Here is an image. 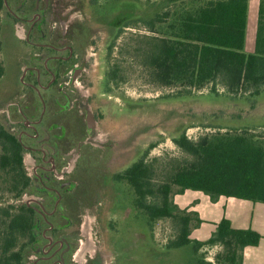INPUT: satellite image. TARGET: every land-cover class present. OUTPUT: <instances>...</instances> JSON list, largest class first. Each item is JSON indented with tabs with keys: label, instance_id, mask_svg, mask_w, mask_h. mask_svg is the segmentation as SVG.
Wrapping results in <instances>:
<instances>
[{
	"label": "rangeland",
	"instance_id": "obj_1",
	"mask_svg": "<svg viewBox=\"0 0 264 264\" xmlns=\"http://www.w3.org/2000/svg\"><path fill=\"white\" fill-rule=\"evenodd\" d=\"M41 1L40 7L45 3ZM48 2L51 32L63 40L61 47L69 45L78 55L71 64L74 68L78 63L81 68L74 82V97L79 98L81 108L85 105L99 119L90 140L87 134L84 136L87 144L81 149L85 155L81 159L78 153L71 157L78 160V173L72 178L78 186L72 198L63 202L64 216L54 219L65 227L57 234H64L72 244L73 256L82 240L80 263L70 259V264H84L87 253L85 264H192L197 258L214 261L224 253L220 245L204 247L197 255L191 245L168 249L169 242L179 234L178 225L172 219L148 225L143 211L133 206L135 192L115 175L130 168L155 144L146 162L153 165L154 184L164 183L177 165L194 161L173 143L183 132L194 142L218 131L248 129L264 137V92L257 96L228 93L220 81L215 85L216 93H212V85L199 92L154 83L147 53L151 39L158 35L149 25L157 16L174 11L169 10L173 4L167 0ZM2 15L5 20V13ZM172 19L171 15L156 29L168 26ZM19 21L13 23V38L7 26H3L1 36L0 61L6 70L0 79V117L10 119L11 131L20 135L26 118L19 110L31 100L32 93L23 82L28 81L27 66L21 68L22 62L16 61V53L28 41L16 36L15 25L23 23ZM111 70H116L117 78L107 85ZM71 78L68 74L61 81ZM30 145L37 148L41 142L30 140ZM68 151L66 148L63 152ZM26 197L30 195L25 194L21 201ZM7 203L14 201L1 191L0 206ZM63 217L69 220L67 225ZM35 259L28 249L22 264H34Z\"/></svg>",
	"mask_w": 264,
	"mask_h": 264
},
{
	"label": "trees",
	"instance_id": "obj_2",
	"mask_svg": "<svg viewBox=\"0 0 264 264\" xmlns=\"http://www.w3.org/2000/svg\"><path fill=\"white\" fill-rule=\"evenodd\" d=\"M167 1L169 5L181 4L176 11H166L150 22V31L158 35L151 39L147 53L154 83L190 90L212 85L211 91L216 93L215 85L220 81L228 93L257 96L264 92V0L252 54L244 52L248 0H198L200 5L195 8L194 0ZM6 3L0 0V54ZM171 15L172 22L157 30V24H165ZM4 75L0 61V79ZM115 78L116 70L109 71L107 85ZM9 122L0 117V192L8 193L14 201L0 206V264H22L28 249L31 254L40 250L42 214L21 201L25 194L34 193L23 162L32 146L23 131L20 135L11 131ZM173 143L194 161L177 165L164 183L154 184L153 165L146 162L155 144L115 179L133 189V206L143 211L148 225L160 219H172L178 225L179 234L168 249L191 245L197 255L204 247L220 245L224 253L214 261L197 258L192 264H241L244 248L261 241L258 233L235 229L224 219L206 242L191 240L192 229L201 219L195 212L182 211L173 200L177 193L194 190L213 201L221 196L264 204V137L248 129L218 131L194 142L183 132Z\"/></svg>",
	"mask_w": 264,
	"mask_h": 264
},
{
	"label": "flooded vegetation",
	"instance_id": "obj_3",
	"mask_svg": "<svg viewBox=\"0 0 264 264\" xmlns=\"http://www.w3.org/2000/svg\"><path fill=\"white\" fill-rule=\"evenodd\" d=\"M47 3L49 4L48 0H46V3L44 4L46 5ZM14 18L18 22L23 19V17L19 15H16ZM42 18L43 14L39 12L34 14L32 18L30 17L26 19L25 22L22 20V24L27 25V42L31 41L33 34H35L34 32L37 31L35 28H38L39 25L42 26V29L45 32L44 38L48 40L47 44L49 45L51 41L53 42L54 33L50 30L51 26L48 27L47 25L45 27L46 22L42 23ZM55 50L57 54L51 58L53 63L51 67L49 66L47 69L39 71L36 76L26 71L28 81L22 80L27 89L30 90V93H37L39 99H41L40 101L43 106L38 119H35V105L30 104V101L28 100L25 102L27 105H24L23 103L22 109L19 110V113L26 118L23 125L24 130H22L24 135L28 136L31 141L41 142L40 147H32L31 150L27 151L35 157L37 154L40 155L39 158L35 159L37 165L35 175L31 178L28 176L31 180L34 192L29 195L34 197V199L29 204L22 201L23 203H26L27 206L35 207L37 211L42 214V223L40 224L42 227L41 246L38 252L33 253V256L36 258L34 264H70V259L73 263H80V257L78 255H80V250L83 247L81 240L79 242L81 244L79 250L73 256L72 244L67 240L64 234H61L60 236L57 234L59 230H63L65 227L57 224L55 220L62 217L60 215H63V202L72 198L73 193L78 186V182L73 181L72 179L73 175L78 173V166L75 164L78 163V160L75 159V163H72L73 159L71 157L78 153V158L81 159L82 155H85L82 153L81 146L87 144V142L82 140L76 147L70 149L68 152L62 153L64 151L63 144L65 134L67 132L66 126L61 122L60 124L53 125L54 127H51V129H48L45 118L49 116L58 117L64 110L61 108L52 111L53 108H50L48 104H58L60 103L61 98L68 100L67 109L84 117L83 130L85 134H87V140H90L89 137L96 130L99 121L94 113L87 110L85 105L81 108L79 98L74 97L76 94L74 90V82L77 80V74L81 71L78 63L74 64V66L77 65L75 69L71 67V64L78 59L75 50L69 45L55 47ZM71 71H73L71 80L67 79L61 81L66 75L68 76ZM22 78L24 79V77ZM90 114L93 116V124H91L89 120ZM27 115L30 119H27ZM50 133H55L53 139L47 138L43 140L46 134L49 136ZM60 152L62 154H60ZM52 164L54 166H52ZM54 169L57 171L55 172ZM63 218L67 225L69 220L65 217ZM89 254L90 253H87L84 256V264ZM71 256L73 257L71 258Z\"/></svg>",
	"mask_w": 264,
	"mask_h": 264
},
{
	"label": "crops",
	"instance_id": "obj_4",
	"mask_svg": "<svg viewBox=\"0 0 264 264\" xmlns=\"http://www.w3.org/2000/svg\"><path fill=\"white\" fill-rule=\"evenodd\" d=\"M41 2V0H7L3 11L6 15L5 20L2 15V31L4 29L3 26H7L12 35L13 23L16 21L14 17L16 15L22 16L23 19L21 20H24L25 22L26 19L30 17L32 18L34 14L39 12L43 14L42 23L46 22L45 27L47 25L49 27L51 22L48 21L47 17V10H49L48 3L45 5L43 2L44 7H40ZM198 5H200L198 0H194L193 8ZM260 6L261 0H248L247 28L244 47V52L247 54L254 53L257 47V28L259 27ZM178 7L179 6L177 5H172L168 8L169 10L174 9V11H176ZM35 30L37 31L34 32L35 34H33L31 41L24 42L27 45L25 44L23 47H20L19 51L22 53H16V61H21L22 63L20 67L27 66V71L36 76L39 71L47 69V67L53 65L51 58L57 54L55 47L61 46L63 40H61V38L57 39L54 35L55 38L53 36V42L51 41L52 43L50 42L48 45V40L44 38L45 32L43 31L42 26L39 25ZM13 35L11 36L12 38L14 37ZM24 46L31 47V49L34 48L35 53L33 54L31 49L29 51V48H24ZM2 65L6 70L4 64ZM40 100L41 99H39L37 93L32 94L30 104L35 105V119H38L40 111L42 110L43 104ZM9 103L11 104L12 102L9 101L8 104ZM48 105L50 108H53L52 111L61 108L64 110L58 117L49 116L45 118L48 129L54 127L53 125L60 124L61 122L64 123L67 129L63 144L64 150L66 148L67 150H70L76 147L77 144L84 140V136L86 135L83 130L84 117L79 116L76 112L69 111L67 109L68 100L66 99L61 98L60 103H49ZM27 119H30L28 115ZM54 135L55 133H50L49 136L46 134L43 140L47 138L53 139ZM62 153L60 152V154ZM173 202L182 210L197 213L198 217L201 219L200 225L192 229L190 236L191 240L206 242L215 233L219 222L224 219L229 220L231 226L235 229L251 230L258 233L261 236V241H259L257 245L244 248L241 264H264V204L243 200L237 197L221 196L218 200L213 201L209 195H206L202 191L194 190H187L183 194H175Z\"/></svg>",
	"mask_w": 264,
	"mask_h": 264
},
{
	"label": "built area",
	"instance_id": "obj_5",
	"mask_svg": "<svg viewBox=\"0 0 264 264\" xmlns=\"http://www.w3.org/2000/svg\"><path fill=\"white\" fill-rule=\"evenodd\" d=\"M14 29H15V33H16L17 37L26 40L27 34H26L25 26L23 24H16ZM75 67H77V65L74 66V69H75ZM72 72L73 71L70 72L71 75H72ZM197 91L200 92L201 90H197ZM65 159H66V157H65ZM65 159H63V160H65ZM23 162H24V165H25V168L27 170L29 178L33 177L35 175V172L37 169L35 157H33V155L31 153H26V158H24ZM72 163H75V159L72 160ZM52 166H54V165L52 164ZM54 171L56 172L57 170L54 169ZM33 199H34V197H32V196H30L28 198L26 197V198H24L23 202H27V204H29L33 201Z\"/></svg>",
	"mask_w": 264,
	"mask_h": 264
},
{
	"label": "water",
	"instance_id": "obj_6",
	"mask_svg": "<svg viewBox=\"0 0 264 264\" xmlns=\"http://www.w3.org/2000/svg\"><path fill=\"white\" fill-rule=\"evenodd\" d=\"M89 116H90L89 117L90 123L93 124V116H92V114H90Z\"/></svg>",
	"mask_w": 264,
	"mask_h": 264
},
{
	"label": "bare ground",
	"instance_id": "obj_7",
	"mask_svg": "<svg viewBox=\"0 0 264 264\" xmlns=\"http://www.w3.org/2000/svg\"><path fill=\"white\" fill-rule=\"evenodd\" d=\"M82 251H83V248L80 250V255H78L79 257L82 255ZM83 256V255H82ZM77 258V257H76ZM81 258V257H80Z\"/></svg>",
	"mask_w": 264,
	"mask_h": 264
}]
</instances>
